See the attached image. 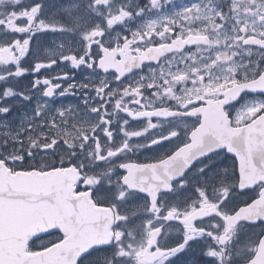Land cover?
<instances>
[{"label":"snow or ice","instance_id":"6c2138e0","mask_svg":"<svg viewBox=\"0 0 264 264\" xmlns=\"http://www.w3.org/2000/svg\"><path fill=\"white\" fill-rule=\"evenodd\" d=\"M0 69V201L70 170L79 213L6 236L9 264H264V0H0ZM81 88L90 134L50 137L75 138L78 104H52Z\"/></svg>","mask_w":264,"mask_h":264},{"label":"water","instance_id":"95a60500","mask_svg":"<svg viewBox=\"0 0 264 264\" xmlns=\"http://www.w3.org/2000/svg\"><path fill=\"white\" fill-rule=\"evenodd\" d=\"M73 175L70 170H62L52 174L55 183L44 177L26 180L10 198L0 201V249L8 247L4 244L6 236L18 238L30 230L37 229L43 223L50 225L58 215L76 218L79 214L76 207L77 198L60 182L62 177L71 179ZM49 187L55 199L45 196L33 199L32 193ZM45 200L50 203H44ZM14 258L11 252L0 251V264H9Z\"/></svg>","mask_w":264,"mask_h":264},{"label":"flooded vegetation","instance_id":"af4514ba","mask_svg":"<svg viewBox=\"0 0 264 264\" xmlns=\"http://www.w3.org/2000/svg\"><path fill=\"white\" fill-rule=\"evenodd\" d=\"M53 3H58L59 0H52ZM119 31V29H117ZM27 59V58H26ZM27 66V65H25ZM9 69H0V71H8ZM67 71L70 76H69V81H63L64 86H67L68 83H72L75 82L77 85H79V83L81 81H83L85 79V77H88L91 74L90 70H87L85 68H81V69H72L70 67V65L65 66V65H61L59 68H56L51 74L55 75L56 73H63ZM146 71V69H145ZM109 78H111V76H109ZM32 79V75L28 74L26 75V77H20L17 80H10L9 83L15 87L17 90H24V91H29L26 86L29 85V81ZM3 85L5 86L2 82H0V86ZM2 86V87H3ZM1 88V87H0ZM87 91L88 96H89V101H88V105L89 107H93V106H97L98 105V101L95 99L94 94L92 93L91 89L85 90V89H80L79 92L77 93V95H73V96H69L67 98H60L57 97L56 98V102L52 104L53 109H56L58 107H60V105H65V106H69V105H77L78 104V111L80 112V116L77 117L76 121H72L69 120L68 124H67V128L69 130V132H75L76 136L75 138L72 135H59L57 134V129L56 128H52V129H47L45 128L44 131H48L49 136L51 137L52 135H56L57 139H65L68 142H76L79 143V133L80 131H84L86 134H90V124L95 123L98 120L97 116H94L93 114H91L88 111V108H86L83 104H81V100H80V96H83L85 94V92ZM33 96V102L32 104H27L24 101H18V100H11L9 101V103H11L13 105V117H8L7 119H9L10 121H13V127L15 126V124L19 123V115L21 113H26L28 115H31V109L35 107V100L37 98H39V93H31ZM105 100H107V97L105 96ZM74 112L76 111V109L73 110ZM103 110L101 109V112ZM81 118H87L89 121L88 125H81L80 128H74V124L79 123ZM41 119H46V117H42ZM58 123H60L62 126V121L59 120V118H57ZM31 124L33 125L32 127V134L33 135H38L39 132L41 131L40 128L35 127V125L39 124V121L33 120L31 121ZM135 126V125H134ZM25 127H28V124H25ZM148 154L145 155H139L138 157H133V159H139L141 162H143L145 160V157ZM49 160L51 159V157L48 158ZM227 163L229 165L232 164V160L229 159L227 161ZM243 196H248V195H243ZM249 196L244 198L243 200H248ZM241 200V201H243ZM254 231L256 233H258L260 231L259 227L255 228ZM172 234H174V236L176 235L175 232H173ZM198 257V253H193V252H189L187 254V256L185 257V260L187 261V264H192V262L194 260H196Z\"/></svg>","mask_w":264,"mask_h":264},{"label":"rangeland","instance_id":"374dc122","mask_svg":"<svg viewBox=\"0 0 264 264\" xmlns=\"http://www.w3.org/2000/svg\"><path fill=\"white\" fill-rule=\"evenodd\" d=\"M3 86V85H2ZM1 86V88H2ZM4 87V86H3ZM4 131V129L0 128V132ZM0 139H2V137H0ZM242 199V198H239V200ZM173 238L175 237L174 234H172Z\"/></svg>","mask_w":264,"mask_h":264},{"label":"trees","instance_id":"16d2710c","mask_svg":"<svg viewBox=\"0 0 264 264\" xmlns=\"http://www.w3.org/2000/svg\"><path fill=\"white\" fill-rule=\"evenodd\" d=\"M49 162H53V161H51V159L49 160ZM250 194H248V196H249Z\"/></svg>","mask_w":264,"mask_h":264}]
</instances>
